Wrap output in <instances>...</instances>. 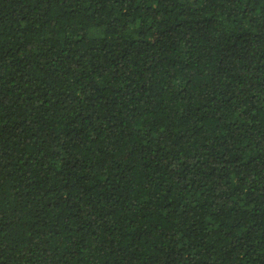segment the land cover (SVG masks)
Segmentation results:
<instances>
[{
  "label": "trees",
  "instance_id": "1",
  "mask_svg": "<svg viewBox=\"0 0 264 264\" xmlns=\"http://www.w3.org/2000/svg\"><path fill=\"white\" fill-rule=\"evenodd\" d=\"M0 264H264V0H0Z\"/></svg>",
  "mask_w": 264,
  "mask_h": 264
}]
</instances>
